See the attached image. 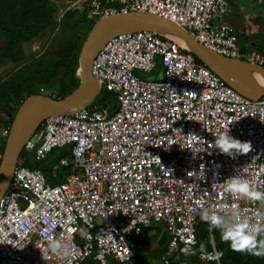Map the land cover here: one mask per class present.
Segmentation results:
<instances>
[{
  "label": "built area",
  "instance_id": "1",
  "mask_svg": "<svg viewBox=\"0 0 264 264\" xmlns=\"http://www.w3.org/2000/svg\"><path fill=\"white\" fill-rule=\"evenodd\" d=\"M81 1L95 21L154 13L218 54L264 64V52L244 51L225 22L232 0ZM254 1L264 7V0ZM160 69L162 78L145 77ZM92 73L117 96L116 106L53 115L31 135L0 203V264H128L156 225L169 237L164 263L192 264L205 210L230 215L235 209L252 222L264 213L259 201L224 192L222 184L243 175L264 191V95L245 96L176 40L149 29L111 38ZM225 128L252 150L235 159L219 153L212 143ZM61 150L67 153L48 172L27 164ZM109 227L114 240L100 238ZM214 230L211 249L198 258L221 264ZM52 239L68 244L71 254H52Z\"/></svg>",
  "mask_w": 264,
  "mask_h": 264
},
{
  "label": "trees",
  "instance_id": "2",
  "mask_svg": "<svg viewBox=\"0 0 264 264\" xmlns=\"http://www.w3.org/2000/svg\"><path fill=\"white\" fill-rule=\"evenodd\" d=\"M56 24L57 14L52 0H0V66L8 60H13L16 64L23 62L25 60L23 44L32 41L41 32ZM94 24L95 21L89 15L86 2L73 6L60 25L61 31L68 33L67 41L58 46L55 51H47L45 53L47 55L44 54L43 58L33 61L23 69L22 74L12 78L6 84V89L0 91V98L7 101L0 109V138L4 139L0 149L1 153H4L16 113L25 100L23 94H28V96L40 94L42 88L48 89V86L44 87V85H47L58 75H60L58 86L60 98L70 95L78 88L80 80L77 73L82 45L75 38L79 29L90 28L91 30ZM254 37L260 39V45L264 52V34H255ZM243 50L250 51V48H243ZM259 75L262 74L259 73ZM116 99L115 94L103 89L88 106V109L100 110L97 107L105 103L106 105L111 104L109 110H113L116 106ZM66 153V150H61L53 153L45 161L34 163L32 160H28L27 164L31 168L37 167L48 172L50 166ZM64 173L67 172L64 170ZM161 227V225H157L154 228L161 229ZM213 236L218 252L223 253L220 258L221 264H264V256L233 251L229 244L221 239L220 231L214 230ZM198 237V245L188 259L192 264H216L214 262L204 263L198 258L201 244L204 245V251L211 247L210 230L206 223L199 225ZM168 241V234L164 231L159 240L161 249L158 250V253H165ZM169 264L178 263L172 261Z\"/></svg>",
  "mask_w": 264,
  "mask_h": 264
},
{
  "label": "water",
  "instance_id": "3",
  "mask_svg": "<svg viewBox=\"0 0 264 264\" xmlns=\"http://www.w3.org/2000/svg\"><path fill=\"white\" fill-rule=\"evenodd\" d=\"M169 20L150 12H121L103 17L96 21L81 48L79 55L80 85L70 95L55 99L46 95L29 96L18 109L10 127L5 150L0 163V203L9 188L19 158L26 142L32 134L51 116L72 113L90 105L102 92V85L93 73V60L100 49L114 36L141 26H154L155 28L169 29L174 32L188 46L198 60L216 72L224 81L240 93L250 98H259L264 95V80L255 78V81L239 70L242 67H264L257 64L242 62L227 58L207 48L198 42L192 34L173 25ZM171 21V20H170ZM173 22V21H172ZM132 28V29H130ZM134 28V29H133ZM50 27L37 35L35 42L44 39ZM153 30V29H149ZM154 31V30H153ZM160 33V32H159ZM162 34V33H160ZM28 55V44L23 46ZM15 62L8 60L0 66V75L7 69L14 67Z\"/></svg>",
  "mask_w": 264,
  "mask_h": 264
},
{
  "label": "clouds",
  "instance_id": "4",
  "mask_svg": "<svg viewBox=\"0 0 264 264\" xmlns=\"http://www.w3.org/2000/svg\"><path fill=\"white\" fill-rule=\"evenodd\" d=\"M230 131V128H225L223 131L214 135L215 139L214 143H212L214 148L218 149L219 153L225 154L233 159L239 155L248 154L252 150L251 142L234 138L230 134ZM189 135L200 138L194 134ZM202 167L204 168L203 164L200 165V171ZM222 184L224 192L231 193L243 199L259 201L264 206V191L258 190L243 175H233L225 179ZM201 220L209 225V230L218 229L221 239L227 242L233 251L247 252L255 256H264V213L258 212L255 222H252L249 217L241 216L235 209L230 212V215L222 214L219 209L205 210L201 215ZM113 232L114 229L109 227L107 230L99 232L98 236L105 240H114ZM48 249L54 255L67 256L71 254L69 245L58 239L50 240ZM200 250L202 253L204 252L203 244H201ZM222 255V252H217L215 259L219 261Z\"/></svg>",
  "mask_w": 264,
  "mask_h": 264
},
{
  "label": "rangeland",
  "instance_id": "5",
  "mask_svg": "<svg viewBox=\"0 0 264 264\" xmlns=\"http://www.w3.org/2000/svg\"><path fill=\"white\" fill-rule=\"evenodd\" d=\"M81 3H83V1H81V0H52V4L56 8L57 24L50 27L51 29H50L49 33L45 36L44 39H41L38 42H35L34 40H32V41L24 43V44H28V55H26V58L28 60L31 59V61L25 67L20 68L16 64V66L5 70L0 75V91H2L3 89H6L7 88L6 84L12 78L22 74V71H24L23 69L26 68L33 61H36V60L40 59L41 57L43 58L45 55H47V54H45V53H47V51H51V50L55 51L58 46H60L61 44H64L67 41L68 33L62 32L60 29V25L65 20V16L70 11V9H72L73 6H75L77 4L79 5ZM95 23H96V21H95ZM138 29H141V27H139ZM89 31H90V28L79 29L75 40L77 42H79L80 45L83 46V44H84V42L88 36ZM244 38H248V37H244ZM250 38H252V37H250ZM252 42L256 43L255 44L256 47H258V48L261 47V45H260L261 43H260L259 38L258 39L257 38L251 39L250 41H243V46H245V45L251 46ZM258 42H259V44H258ZM50 43H51V46L44 53L45 54L44 55L42 51ZM24 44H23V46H24ZM82 46H81V48H82ZM77 77H79V73H77ZM145 77L148 79H154V78H160L161 75H160V73L157 75L147 74V75H145ZM59 78H60V75H58L53 80H51L49 83H47V85L46 84L44 85V87L48 86V89L46 90V92L51 97H54L55 99H61L58 96ZM23 97H25V100H26L29 96H28V94H23ZM6 102H7L6 99L0 98V109L2 108V106H4L6 104ZM88 106H86V108ZM110 106H111V104L106 105L104 103V104L100 105V107H97V108H99L100 110H104V109L109 110ZM111 110H109V111H111ZM3 141H4V139L0 138V149H1V146L3 144ZM0 154H3V153H1V150H0ZM164 231H165V228L162 226L161 229L152 228L149 232H147L145 234V242H146L145 249L141 253H139V255L132 262H130L128 264H165L164 260H163L164 254L158 253V250L161 249L159 240L163 236ZM110 264H118V263L112 262Z\"/></svg>",
  "mask_w": 264,
  "mask_h": 264
},
{
  "label": "crops",
  "instance_id": "6",
  "mask_svg": "<svg viewBox=\"0 0 264 264\" xmlns=\"http://www.w3.org/2000/svg\"><path fill=\"white\" fill-rule=\"evenodd\" d=\"M225 22L230 27H232V29H234L236 34H238L240 45L243 48H250V50H261V47L258 48L255 46V42H252L251 46H243V41H250L251 39H256L254 37L255 34H264V7L262 5L256 3L254 0H232L231 9L229 14L225 18ZM244 37H248L249 39ZM159 73L161 75L160 78H162V69H160V71L156 74ZM145 245L146 242L144 237V247Z\"/></svg>",
  "mask_w": 264,
  "mask_h": 264
},
{
  "label": "bare ground",
  "instance_id": "7",
  "mask_svg": "<svg viewBox=\"0 0 264 264\" xmlns=\"http://www.w3.org/2000/svg\"><path fill=\"white\" fill-rule=\"evenodd\" d=\"M163 20L166 22H169L173 25L176 24L170 20H165V19H163ZM130 29H132V28H130ZM141 29H153L154 31L160 32L163 35H165L171 39L176 40L183 48H185V49L188 48V46L182 41V39H180L174 32L170 31L169 29L155 28L154 26H141ZM238 67L242 73L248 75V77L252 78L254 81H255V78H257V79L261 78L264 80V71L262 69H260L259 67H251V66L242 67L241 65H239ZM259 73L262 75H259Z\"/></svg>",
  "mask_w": 264,
  "mask_h": 264
},
{
  "label": "flooded vegetation",
  "instance_id": "8",
  "mask_svg": "<svg viewBox=\"0 0 264 264\" xmlns=\"http://www.w3.org/2000/svg\"><path fill=\"white\" fill-rule=\"evenodd\" d=\"M160 34V33H159ZM51 46V43L50 44H48L46 47H45V51L43 50L42 52H43V54L49 49V47ZM24 54H25V52H24ZM30 61H31V59H27L26 58V54H25V60L23 61V62H21V63H17V65H18V67H20V68H22V67H24V66H26L28 63H30ZM15 66H16V64H15ZM41 94V93H40Z\"/></svg>",
  "mask_w": 264,
  "mask_h": 264
}]
</instances>
